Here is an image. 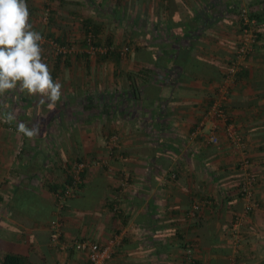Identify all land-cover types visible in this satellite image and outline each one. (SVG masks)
Returning <instances> with one entry per match:
<instances>
[{"label": "crops", "instance_id": "obj_1", "mask_svg": "<svg viewBox=\"0 0 264 264\" xmlns=\"http://www.w3.org/2000/svg\"><path fill=\"white\" fill-rule=\"evenodd\" d=\"M26 2L34 11L40 4ZM48 2L53 19L74 20L79 27L60 38L77 50L86 46L80 37L90 22L101 27L99 46L119 49L112 20L131 15L134 24L149 21L153 30L143 35L149 50H162V78H113L112 72L121 74L122 60L103 55L96 60V78H66L52 111L19 87L0 95V264L7 255L22 259L17 264H88L85 253L51 244L55 219L64 224L63 244L117 238L108 264H264V0ZM106 9L107 27L101 17L109 16ZM242 9L258 20L259 38L228 86L226 111L252 162L258 207L234 244L229 231L243 209L242 152L225 143L209 145L192 132L228 78ZM151 32L162 42L150 40ZM134 37L131 49L140 43ZM136 58L143 63L142 55ZM155 58L152 53L150 68L156 69ZM109 66L115 70L103 78L100 71ZM9 115L15 118L9 121ZM21 122L40 125V136L19 133ZM114 136L117 148L111 150ZM76 160L89 164L84 184L78 196L57 207L55 191L68 177L66 165ZM188 244L193 262L184 254Z\"/></svg>", "mask_w": 264, "mask_h": 264}, {"label": "built area", "instance_id": "obj_2", "mask_svg": "<svg viewBox=\"0 0 264 264\" xmlns=\"http://www.w3.org/2000/svg\"><path fill=\"white\" fill-rule=\"evenodd\" d=\"M51 10L48 8L43 13V23L48 25L50 21ZM240 20V37L236 50L235 57L231 60V64L228 69V78H224V84L219 88V93L216 99L213 100L212 105L206 111L204 119L197 125L195 130L192 132L193 137H205V141L209 145L220 146L221 143L228 144L236 150L240 149L242 152V159L238 164V170L241 173V183L238 187V196L243 205L241 212L235 214L234 219L231 223L230 236L237 243L243 229L247 225V221L252 212L258 207L255 196V187L257 184V177L252 172V162L245 156L244 142L242 136L239 134L235 124L232 122L229 114L226 111V102L228 100L229 87L233 82V78L244 64L247 56L252 53L255 44L259 38V25L258 20L251 15L247 9H242L239 15ZM88 53L108 55L114 51V46L108 48L102 46H96L94 42V36L90 32L88 35ZM47 43L50 45L53 54L56 57L63 56L67 57L71 53L69 46H61L55 40L44 41L42 45ZM126 50H128L126 48ZM122 55L124 52H121ZM45 62L48 58L43 56ZM209 124V126H208ZM209 127V128H208ZM208 128V134L205 129ZM223 129V136H220V131ZM222 139V140H221ZM111 150L117 148L118 137L114 136L110 139ZM95 165H100L97 160L94 162ZM89 164L86 162H74L68 166V173L71 179V184L68 185L63 193L57 194V199L60 201V207H63V203L66 200L72 199L76 196L80 186L83 184V174L88 169ZM199 211V206H193L189 216L194 217ZM63 223L61 221H53L51 223V244L59 250H68L69 248L75 249L77 252L85 253L87 256L88 264H108L114 254V248L117 244V238L109 240L105 244L93 242L87 239H78L71 243V245L63 244ZM236 243V244H237ZM184 254L190 262H193V246L188 244L185 248Z\"/></svg>", "mask_w": 264, "mask_h": 264}, {"label": "clouds", "instance_id": "obj_3", "mask_svg": "<svg viewBox=\"0 0 264 264\" xmlns=\"http://www.w3.org/2000/svg\"><path fill=\"white\" fill-rule=\"evenodd\" d=\"M42 40L30 22L26 0H0V95L19 87L31 96H40L39 103H47L52 111L61 100L63 85L52 78L43 59ZM17 131L34 139L40 136V125L29 127L21 122Z\"/></svg>", "mask_w": 264, "mask_h": 264}, {"label": "rangeland", "instance_id": "obj_4", "mask_svg": "<svg viewBox=\"0 0 264 264\" xmlns=\"http://www.w3.org/2000/svg\"><path fill=\"white\" fill-rule=\"evenodd\" d=\"M51 7H52V5L49 4L48 0H40V4L38 5V7L35 11L32 10L30 6L28 8L30 11V19H33V21H34L33 29L41 33L44 41L55 40L61 46H69L72 49L71 53L66 58L63 56L56 57L53 54L50 45H48L47 43H45L44 45H41L43 48V56L48 58V61L46 63L49 66V68L51 69L52 78H56V79L58 78L57 81L60 82L61 84H62V80H64V82L62 84L63 87H64V83H66V80H67L66 78H96L99 75L98 71L96 70L97 69L96 60H99V57L103 56V55L102 54H95V53L89 54L88 53L89 48H87V46L81 47L82 49L77 50L75 48H72L70 43L67 44V43L59 42V38H61L62 32H64V31L66 32L67 29L69 30V32L70 31L74 32L76 30L75 28L78 26H77V24H74V20H67L66 18H63L60 21V20H57L56 17H54V20H52L50 22V24L44 25L43 18H42L43 13H45V11L48 8L50 10H52ZM87 10H89V9H87ZM104 11L107 14H109V16L101 15V17L103 19H105L104 21H102V23L106 24V27H107L110 24L109 20H110L111 12H110V9H108V10L106 9ZM134 20L135 19L131 15H129V17H127V18L122 17V15H120V17L118 18V21L112 20V23H113L112 27L114 28V30H118V32H119V33H116V35L118 36L117 42L119 45L124 46V47L121 46L116 51L117 53L120 54V58L122 60V64H123L122 72H121V74H119L121 70L119 72L117 71L116 72L117 74H114V72H112L111 75H113L112 76L113 78H149V76L146 75V73H144V71H148V70L153 69V66H152V68H150L147 64H150V58H152V53H154V56H155L156 55L155 52H158L160 62H162V50H159V51L149 50L148 44H146V42H145L146 39H144L143 32L148 28L150 30H153L152 25H150V22L148 21L149 22V25H148L147 20H143V21L141 20V21H138V23L134 24ZM68 21H69V24H68ZM68 27H72V28L69 29ZM57 32H59V33L57 34ZM75 32H78V30H76ZM132 32H134V33H132ZM150 34H151V37H149V39L153 40L156 35L153 34V32H151ZM132 35L135 36L134 38L137 41H140V43L138 45H135V47H133V49H131L130 47L127 46L128 43H133V41H134L131 38ZM128 37L130 38L129 39L130 41L127 42ZM156 37H157L158 41L162 42L161 37H159V36H156ZM75 38H76V36L72 37L71 39H75ZM80 38L83 42L82 37H80ZM149 39H147V40H149ZM81 40H80V42H78V41L75 42V40H74L73 41L75 43L74 45H80L81 46L82 45ZM137 41H136V43H137ZM154 41H155V39H154ZM126 48L128 50H126ZM137 48L144 49V51H138ZM121 52H124V54L122 55ZM139 55L143 56V58H144L143 63L137 62L139 59L136 58V56H139ZM110 57L112 59H115L112 56H110ZM90 62H92V65H91V68H88L87 63H90ZM111 68L113 70H115V66L111 67ZM111 68H110V66H109V69L106 68V70H107L106 72H104V70L100 71L103 78H110L111 75L109 73L111 72ZM159 72H160V70L155 69V72H153L152 78H162V75ZM63 87H62V89H63ZM15 91H19L18 87L14 91H8L7 94H9L10 92H15ZM42 117L44 119L48 118V116L45 114H42ZM241 235H242V233H241ZM241 235L239 238V242L241 240ZM232 240L234 241V244L237 243L234 239H232Z\"/></svg>", "mask_w": 264, "mask_h": 264}, {"label": "trees", "instance_id": "obj_5", "mask_svg": "<svg viewBox=\"0 0 264 264\" xmlns=\"http://www.w3.org/2000/svg\"><path fill=\"white\" fill-rule=\"evenodd\" d=\"M52 20H54L53 19V13H52V10H51V16H50V21H49V24H50V22L52 21ZM89 24H91V25H87V28H86V31H85V35H84V40H83V42L85 43V45L87 46L88 45V41H87V39H88V35H89V33L91 32L92 33V35L94 36V44L96 45V46H99L100 44H99V38H98V34H100V32H101V27H99V26H96L94 23H92V22H90ZM98 41V42H97ZM59 42H62V43H65L62 39H60L59 38ZM58 43V42H57ZM59 44V43H58ZM108 46H114V51L113 52H111L110 54H108V55H104L103 57L104 58H109L110 56H112V57H114L115 58V60L119 63L120 61H121V58H120V54L119 53H117L116 51L118 50V48H117V46H115L113 43L112 44H109ZM128 46H130V44H128ZM138 51H141V50H138ZM156 53V55H155V60H156V63H155V67L154 68H156V69H158V70H160V72H161V74H162V62H160V59H159V54H158V52H155ZM100 57H102V56H100ZM153 72H155V69H152V70H148V71H144V73H146V75H148L149 76V78H152V76H153ZM74 162H83V160H76V161H74ZM74 162H72V163H74ZM85 162V161H84ZM72 163H68V165H66V169H67V172H68V166L70 167V165L72 164ZM83 184H84V174H83ZM71 179H70V176H69V173H68V177H67V179H66V181H65V183L63 184V186H61L60 188H58V189H56V191H55V196H56V199H57V194H59V193H63L64 191H65V189H66V187L68 186V185H70L71 184ZM83 184L80 186V188H79V191L77 192V194H76V196H78V194H79V192H80V190H81V188H82V186H83ZM75 196V197H76ZM74 197V198H75ZM73 199V198H72ZM70 200V199H69ZM67 201V200H66ZM65 205V202L63 203V206ZM60 206V201L57 199V207H59ZM115 212H118V210L116 209V210H114ZM56 220H58V221H61L60 219H55L54 221H56ZM53 222V221H52ZM62 222V221H61ZM63 223V222H62ZM64 225V224H63ZM64 228V227H63ZM63 234H64V232H63ZM62 238H63V235H62ZM20 261H22V259H20V258H18V257H15V256H12V255H7L6 257H5V260H4V264H17V263H19Z\"/></svg>", "mask_w": 264, "mask_h": 264}]
</instances>
